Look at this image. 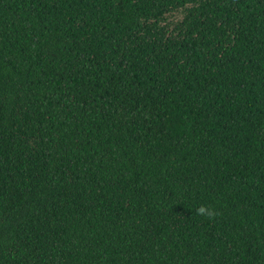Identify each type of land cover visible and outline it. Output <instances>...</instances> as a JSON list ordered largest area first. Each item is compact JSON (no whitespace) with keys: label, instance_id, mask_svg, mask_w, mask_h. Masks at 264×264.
I'll use <instances>...</instances> for the list:
<instances>
[{"label":"trees","instance_id":"16d2710c","mask_svg":"<svg viewBox=\"0 0 264 264\" xmlns=\"http://www.w3.org/2000/svg\"><path fill=\"white\" fill-rule=\"evenodd\" d=\"M0 264H264V0H0Z\"/></svg>","mask_w":264,"mask_h":264},{"label":"clouds","instance_id":"9594fccd","mask_svg":"<svg viewBox=\"0 0 264 264\" xmlns=\"http://www.w3.org/2000/svg\"><path fill=\"white\" fill-rule=\"evenodd\" d=\"M196 213L198 215H203V216H208V217H211L214 215V212L212 209L210 208H206L204 206H200L196 209Z\"/></svg>","mask_w":264,"mask_h":264}]
</instances>
